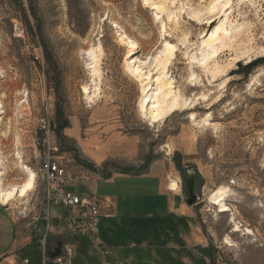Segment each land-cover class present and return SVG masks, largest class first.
<instances>
[{
    "label": "rangeland",
    "instance_id": "374dc122",
    "mask_svg": "<svg viewBox=\"0 0 264 264\" xmlns=\"http://www.w3.org/2000/svg\"><path fill=\"white\" fill-rule=\"evenodd\" d=\"M91 1L88 28L79 34L77 20L68 22L63 0H0L1 185L23 183L25 168L36 176L25 198L0 204V213H5L0 219L16 221L18 250L31 242L32 232L39 240L45 230L39 221L45 186L38 173L47 156V138L39 122L43 119L50 126L49 155L76 179L68 189L115 200V218L95 237L108 249L111 264H132L131 254L137 257L142 246L149 250L164 229L155 212L164 211L167 203L159 197L155 180L128 175L104 181L117 175L116 169L139 170L149 160L167 188L171 182L177 184L171 195L181 217L176 229L163 231L166 255L173 264H264V66L246 76L243 70L264 58V0H232L227 12L224 0H151L164 9L157 12L161 21L143 0ZM161 22L167 28L165 36ZM221 27L231 34L229 40L218 59L207 61L211 47L205 42L221 34ZM125 38L136 43L131 66L145 63L141 78L129 69ZM165 41L177 52L163 80L173 83L172 91L187 106L150 123L148 103H156L151 95L158 92L157 59L164 60ZM41 42L58 63L59 94L44 60H34V55H43ZM87 51L95 57L94 74ZM57 105L61 121L67 123L62 139L56 133ZM84 174H89V183L82 181ZM186 175L196 179L198 201L192 207L185 204ZM217 189L225 192L226 213L209 203ZM50 213L59 221L58 229L64 228L63 209L52 206ZM46 239L47 248L67 241L55 232H48ZM70 241L76 253L73 264L101 263L89 239L85 247L78 239ZM155 252L148 254L155 257ZM36 258L40 261V254Z\"/></svg>",
    "mask_w": 264,
    "mask_h": 264
},
{
    "label": "built area",
    "instance_id": "2783aa9c",
    "mask_svg": "<svg viewBox=\"0 0 264 264\" xmlns=\"http://www.w3.org/2000/svg\"><path fill=\"white\" fill-rule=\"evenodd\" d=\"M35 61H41L42 56L34 55ZM40 128L46 135L47 156H44L40 163L38 173L45 186V207L43 209L42 221L45 227L44 234L38 240L40 249L41 264H73L75 258V249L69 241H61L60 255L50 258L48 253L54 251L46 247V236L51 232L53 218L50 213L51 207H61L65 211L62 217L65 229L71 237L86 238L93 243L101 255L100 264H111L108 261L109 251L100 242L95 240L99 233V227L105 220L112 219L116 213L114 199L108 197H98L93 193L78 194L69 190L71 184L76 179L68 172L56 159L50 156L51 146L49 143L50 126L48 121L40 120ZM45 143V141H44ZM89 174L82 176V181L89 183ZM36 221V219H34ZM57 245V244H56ZM21 264H29L28 259H21Z\"/></svg>",
    "mask_w": 264,
    "mask_h": 264
},
{
    "label": "bare ground",
    "instance_id": "6f19581e",
    "mask_svg": "<svg viewBox=\"0 0 264 264\" xmlns=\"http://www.w3.org/2000/svg\"><path fill=\"white\" fill-rule=\"evenodd\" d=\"M151 0H143L142 5L146 6ZM232 0H224V4L226 5V10L232 9ZM150 8L152 9L153 12L156 13V21H161V14H157L158 11H164L163 7L159 3H149ZM206 24H209L211 21L206 20ZM225 22H229V16H225ZM204 23H202L203 25ZM113 27L114 24H112ZM221 34L216 32L214 36H210L209 39L205 42V46L211 47V52L207 54V57L205 58L207 61L210 60L212 56L216 57L218 59L219 55L223 53V49L226 47V43L229 40L230 33H228L227 29H223L222 27L220 28ZM167 34V28L165 25L161 22V36H165ZM124 46L128 47L130 49V53L127 56V60L129 62L133 59L134 55L132 52H134V49L136 47V43L131 40L130 38H125L123 41ZM99 48V47H98ZM176 48L173 46L171 43L165 41L164 42V47H163V57L164 60L158 61V66L160 67V76L156 79V82H158L159 87L157 89L156 94H152L151 96H154V99H156V103L152 100L149 101V105L151 107L149 108V113H148V118L150 123H158L162 121L163 119L167 118L168 116H171L178 110H186L187 102L184 101L181 96L175 94L172 90L173 88V83L170 82H165L163 80V77L166 73V67L170 63L171 59L174 57L176 53ZM86 54L92 55V64L90 66L91 73L94 74L96 73V62H95V57H93L92 52H86ZM133 62L131 61L129 63V69L131 73L136 77V78H141V72L142 70L141 65H145V63H141L140 66L133 68L131 66ZM149 76V74H148ZM83 93L87 94V89L83 88ZM159 96V97H158ZM151 97V98H152ZM88 100L91 99L92 97L87 95ZM1 110H2V105L0 103V115H1ZM25 172L27 174L26 179L23 183L17 186H9L8 188H4L1 185V181L4 177V172L2 168H0V204L1 205H7L10 201H12L15 197L17 198H25L28 193H30L33 190V187L35 186V174L29 170L28 168H25ZM168 189L170 191H174L177 189V184L175 182H171L170 185L168 186ZM224 198H225V192L222 189H217L213 191L210 196H209V203L217 206L219 209L220 213H226L228 212L227 206L224 204ZM235 231H238V227L235 226ZM246 234H249L250 231L246 230Z\"/></svg>",
    "mask_w": 264,
    "mask_h": 264
},
{
    "label": "trees",
    "instance_id": "16d2710c",
    "mask_svg": "<svg viewBox=\"0 0 264 264\" xmlns=\"http://www.w3.org/2000/svg\"><path fill=\"white\" fill-rule=\"evenodd\" d=\"M66 6V14L68 17V22L69 24H73L72 22L74 20H77V23L75 21L76 24V29L75 31L79 34H83L89 25V16L91 14V11L93 9V2L91 0H63ZM107 2H111V0H104ZM16 6H18V3L15 2L14 3ZM41 48H42V59L45 62V65L47 67V69H49L51 71V74L53 76V84L56 86L55 90L58 93V90H60V86H61V78H60V74H59V66L58 63L55 61L53 55L47 51V48L45 47V45L41 42ZM259 66H264V58H258L255 59L253 61H251L249 64L245 65L243 70L246 71V73L244 74L245 76L250 74L252 69H255ZM251 70V71H250ZM45 76L48 77L49 73L48 70L44 71ZM56 111V117H57V122L59 123L57 126V135L59 136V139L61 138L60 133L62 132V130H64L67 127V123L66 121H61L62 120V113L60 112V108L58 107V105L55 108ZM151 165V160L145 162L144 166L139 169V170H131V169H116V172L118 174H122V175H136V176H140L143 175L145 173L148 172V169ZM110 179V177H106L105 180ZM158 221H160L161 225L164 226L163 230H169L168 228V221L169 219L167 218H160L158 219ZM71 239H78V244L80 247H85L84 245L85 243V238H78V237H71ZM165 242L160 243V242H156L154 244H151L149 247V250H144L141 251L140 253L137 254V257L135 256L134 259H136L137 262H135V264H173V260L170 261L168 258V255H166L167 249H166V245H164ZM34 247V248H33ZM150 248L155 249V257H151L148 252L151 250ZM22 250H24V257L25 259H28L26 257H37V254H39V252L37 251V245H33L32 247L27 246L25 248H23ZM198 251H200L202 254H206V250L203 249H197ZM147 251V252H146ZM146 254H148V259H146ZM132 255V254H131ZM130 256V255H129ZM133 256V255H132ZM22 257V256H21ZM20 257V258H21ZM24 259V258H23ZM29 261V259H28ZM39 261V259H38ZM148 261V262H146Z\"/></svg>",
    "mask_w": 264,
    "mask_h": 264
},
{
    "label": "crops",
    "instance_id": "0c3cea01",
    "mask_svg": "<svg viewBox=\"0 0 264 264\" xmlns=\"http://www.w3.org/2000/svg\"><path fill=\"white\" fill-rule=\"evenodd\" d=\"M118 176H128V175L117 174L113 178H110V179L104 180V181H110L111 179H114L115 177H118ZM141 176H149L152 180H155L157 182L159 197L166 199L167 204H166L165 210L164 211L160 210V209L156 210L155 216L158 215L160 218L169 219L168 224H167L168 228L169 229H172V228L176 229L178 226L176 224V222L178 223L179 222L178 218L181 217V215L178 214V212L180 211V208L178 207L176 201L174 200V198L171 195L173 193H171V191L168 190L167 183H165L163 181V179L159 173L153 172V166L150 167V169L147 173H145ZM114 202H115V200H114ZM115 207H116V205H115ZM5 211H6V209H5ZM1 214H5V213H0V215ZM64 215H65V211L63 210L62 217ZM115 216H116V213H115ZM115 216L113 218H115ZM55 220L56 219H54L52 221L51 233L55 232L60 238L61 237L66 238L67 241H69L71 244V241H70L71 236L66 231L65 224L63 225L64 228L58 229L59 228L58 227L59 221H57V220L55 221ZM61 221H62V223H64L63 219ZM107 221L108 220H105L101 223L99 230L102 226H104V224ZM41 224L44 225L42 221H41ZM15 225H16V221L13 218L11 219L8 217L7 219H4V220L0 219V264H17V260H21L20 259V257L22 256L21 253L24 254V250H21V249L29 246L31 243H32V245H37V249L39 251V254L41 252L39 247H38V238H35L34 232H32L33 236L30 237L31 242L25 244L21 249L18 250V248H17L18 244L16 242V237H15ZM33 229H35V227H33ZM63 231L67 234V236L63 235V233H64ZM163 231H166V233H167V230H161V232L158 234L160 239H159V241H155V243L156 242H160V243L165 242L166 237H165V235H163ZM57 243L58 242H56V244ZM131 247L136 248V250H137V247H135V245H131ZM143 249H145L144 246L141 247L142 251H143ZM150 249L155 250L153 248H150ZM138 252H141V251H138ZM75 256H76V253H75ZM130 257H132V260H133L132 264H135V262H137V261H136V259H134V256L131 255ZM146 259H148V254H146ZM146 262H148V261H146ZM29 264H41V255H40V261H38V258L34 259V258L30 257Z\"/></svg>",
    "mask_w": 264,
    "mask_h": 264
},
{
    "label": "water",
    "instance_id": "95a60500",
    "mask_svg": "<svg viewBox=\"0 0 264 264\" xmlns=\"http://www.w3.org/2000/svg\"><path fill=\"white\" fill-rule=\"evenodd\" d=\"M184 188H185V204L187 207H192L198 201V197L196 195V179L193 175H186L184 178ZM62 242H58L56 245V249L54 251H50L48 256L50 258H55L60 255V247Z\"/></svg>",
    "mask_w": 264,
    "mask_h": 264
}]
</instances>
